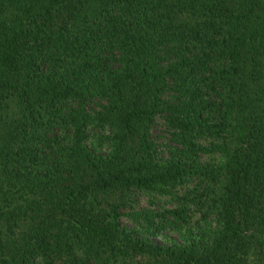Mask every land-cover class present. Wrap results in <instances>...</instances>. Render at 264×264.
<instances>
[{"label": "trees", "instance_id": "trees-1", "mask_svg": "<svg viewBox=\"0 0 264 264\" xmlns=\"http://www.w3.org/2000/svg\"><path fill=\"white\" fill-rule=\"evenodd\" d=\"M0 264H264V0H0Z\"/></svg>", "mask_w": 264, "mask_h": 264}, {"label": "rangeland", "instance_id": "rangeland-1", "mask_svg": "<svg viewBox=\"0 0 264 264\" xmlns=\"http://www.w3.org/2000/svg\"><path fill=\"white\" fill-rule=\"evenodd\" d=\"M158 134L157 132H154L153 134ZM138 203H139V206L141 207H145L146 205H145V198H140V201H138Z\"/></svg>", "mask_w": 264, "mask_h": 264}]
</instances>
